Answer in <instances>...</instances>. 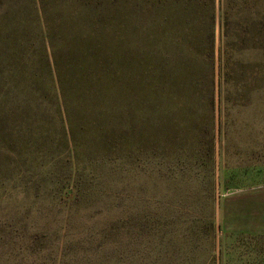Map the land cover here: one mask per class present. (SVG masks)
<instances>
[{
    "label": "rangeland",
    "instance_id": "1",
    "mask_svg": "<svg viewBox=\"0 0 264 264\" xmlns=\"http://www.w3.org/2000/svg\"><path fill=\"white\" fill-rule=\"evenodd\" d=\"M147 1L52 5L59 50L96 41L123 61L131 93L104 120L88 113L76 149L3 120L0 264H264V0H214L215 69L223 56L227 73L213 109L163 96L165 73L206 67V0L190 15L186 0ZM113 5L119 29L103 50ZM23 53L42 54L34 1L0 0V69Z\"/></svg>",
    "mask_w": 264,
    "mask_h": 264
},
{
    "label": "trees",
    "instance_id": "2",
    "mask_svg": "<svg viewBox=\"0 0 264 264\" xmlns=\"http://www.w3.org/2000/svg\"><path fill=\"white\" fill-rule=\"evenodd\" d=\"M33 1L40 24L42 54L34 57L32 54L23 53L10 57L11 61H17L15 64L18 67L9 70L0 69V127L4 119L19 115L24 121L27 119L26 123L29 124L27 129L30 133L38 134L39 139L50 132H58L62 137L68 135L72 141L71 146L76 149L79 144L75 140V131L83 129V122L88 117V113L100 112L96 118L102 117L104 120L103 113L114 105L113 99L117 95L121 97L124 91L130 95L131 91L123 85L125 78L120 66L123 61L116 59L118 57L113 54L107 53L105 57L96 51V41L81 39L85 42L84 47L81 48L76 41L80 39L78 36L67 39L69 49L59 50L56 36L58 24L56 25L52 19V5L57 0ZM83 1L86 2V0H61L62 5L70 11L84 6ZM186 1L184 11L190 15L188 4L190 6L195 0ZM147 2L145 0V3ZM205 4L207 18L212 28L215 23L214 0H206ZM117 7L119 5H113L112 12L108 14L111 17L107 15L105 24L108 35L104 36L103 42L97 41L98 46L101 44L106 48L103 50L115 45V29H119L117 20L120 11ZM106 8H109V4H106ZM144 12L145 15L149 14L147 9ZM94 23L99 24L97 19ZM27 27L29 25L25 24L24 31L30 30ZM209 40L210 52L204 57L206 65L204 69L184 66L165 73L167 84L163 96L166 99L183 100L187 105L189 102L195 104L203 101L208 107L214 108L217 95L219 99L221 98L227 72L223 56L220 57L221 68L218 72L215 69L212 51L213 28ZM254 79L250 76L247 78L248 81ZM148 86L142 85L140 88L144 95ZM209 112L210 115L213 114L212 111ZM91 118L95 119V116L91 115ZM67 130L69 133L66 132Z\"/></svg>",
    "mask_w": 264,
    "mask_h": 264
}]
</instances>
